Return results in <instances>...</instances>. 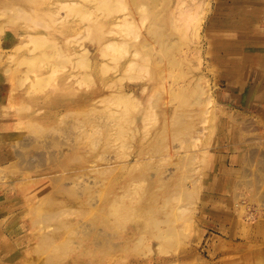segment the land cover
I'll use <instances>...</instances> for the list:
<instances>
[{"label": "rangeland", "instance_id": "rangeland-1", "mask_svg": "<svg viewBox=\"0 0 264 264\" xmlns=\"http://www.w3.org/2000/svg\"><path fill=\"white\" fill-rule=\"evenodd\" d=\"M222 3L0 0V264H264V60L216 58Z\"/></svg>", "mask_w": 264, "mask_h": 264}, {"label": "crops", "instance_id": "crops-1", "mask_svg": "<svg viewBox=\"0 0 264 264\" xmlns=\"http://www.w3.org/2000/svg\"><path fill=\"white\" fill-rule=\"evenodd\" d=\"M220 10L212 14L209 29L216 32V58L219 60H248L251 57L256 60H264V0H222ZM241 5L240 10L238 6ZM232 4V5H231ZM247 49H261L258 52H247ZM238 50V52H236ZM238 54V55H236ZM242 93L248 100L262 102L264 104V78L251 75L242 81ZM262 106H255L258 112H262ZM264 112V110H263ZM253 252H257L256 249ZM253 256V254H252Z\"/></svg>", "mask_w": 264, "mask_h": 264}, {"label": "bare ground", "instance_id": "bare-ground-1", "mask_svg": "<svg viewBox=\"0 0 264 264\" xmlns=\"http://www.w3.org/2000/svg\"><path fill=\"white\" fill-rule=\"evenodd\" d=\"M33 8H34V7H33ZM237 8H239V7H237ZM22 9H23V12H24V9H25V8H22ZM108 9L111 10V8H108ZM107 11H108V10H107ZM25 12H26V11H25ZM178 124H179V123H178ZM180 124H181V123H180ZM245 125H246V124H245ZM248 125H251V124H248ZM252 125H253V124H252ZM245 127H246V126H245ZM252 151H253V153H252V155H253L254 152L257 151V150H252ZM248 152H249V151H248ZM248 152H247V153H248ZM258 152H259V151H258ZM258 152H257V153H258ZM249 155H251V154L249 153ZM249 155H248V157L250 158L251 156H249ZM255 155H256V153H255ZM258 155H259V154H258ZM261 155H262V153H261ZM254 157H255V156H254ZM257 157H258V156H257ZM257 157H256V158H257ZM262 157H263V156H262ZM78 158H79V157H78ZM259 158H260V157H259ZM249 160H252V158L249 159ZM257 161H258V160H257ZM250 162H251V161H250ZM252 162H253V161H252ZM261 162H262V161H261ZM263 163H264V162H263ZM255 165H256V164H255ZM129 169H130V168H129ZM134 170H135V169H134ZM245 171L247 172V170H245ZM255 171H256V170H255ZM259 171H260V169H259ZM262 171H263V170H262ZM130 173H131V172H130ZM253 173L260 174L259 172H253ZM261 173H263V172H261ZM263 174H264V173H263ZM110 176H111V175H110ZM112 176H113V175H112ZM245 176H246V175H245ZM252 176H253V175H252ZM253 177H254V176H253ZM257 177L260 178L258 175H257ZM112 178H113V177H112ZM254 178H255V177H254ZM258 178H257V179H258ZM262 179H264V178L262 177ZM254 180H255V179H254ZM254 180H253V181H254ZM258 180L260 181L261 179H258ZM258 180H256V182H257ZM107 181H108V180H107ZM113 181H114V179H113ZM253 181H251V182H252L251 184H253ZM108 182H109V181H108ZM244 182H245V181H244ZM246 183H247V182H246ZM258 184H259V182H258ZM258 184L256 183V186L252 185V187L254 186L255 188L253 189L254 192H252V196H251V197H252V199H253V195H254V193H255V197H258V199L261 200V198H264V188H263V186L261 187V184H260L259 187H257ZM263 184H264V182H263ZM247 185H249V184H247ZM247 185H246L245 183H243V186L246 187ZM36 186H37V185H36ZM54 190H55V189H54ZM253 190H252V191H253ZM48 191H49V190H48ZM48 193H49V192H48ZM56 194H57V193H56ZM105 195H106V194H105ZM115 197H117V199H118V196H117V195H116ZM119 197H121V195H120ZM255 197H254V198H255ZM50 199H51V197H50ZM258 199L255 198L254 200H258ZM104 200H105V199H104ZM116 201L118 202V200H114V203H115ZM262 201H263V199H262ZM52 202H53V201H51V203H52ZM121 202H122V201H121ZM253 202H254V201H253ZM114 203H112V201H111V205H113V206H111V207L109 206V208H113V210H112V211H113V214H114V212H115V214H118V215H119V213L121 212V209L119 208V206L117 207V205H121L122 203H120V204L117 203V205L114 204ZM260 203H261V202H260ZM106 205H107V204H106ZM263 205H264V203H263ZM121 207H122V206H121ZM109 210H110V209H109ZM109 210H108V211H109ZM56 212H57V211H56ZM49 213H50V212H49ZM51 213H52V212H51ZM47 214H48V213H47ZM55 215H57V214H55ZM55 215H54V214H53V216H52V215H49L50 217H49L48 215H47V216H48V218L52 219L53 217L55 218ZM48 218H46V219L48 220ZM263 220H264V219H263ZM64 228H65V227H64ZM64 228H63V229H64ZM51 229H52V231L57 230L56 228H55V230H53L54 227H52ZM58 230H59V229H58ZM65 230H66V229H65ZM33 238H34V237H33ZM47 238H48V237H47ZM47 238H46V239H47ZM49 239H52V240H53L52 237L49 238ZM61 241H62V240H61ZM53 242H54V241H53ZM47 243H48V241H47ZM61 243H64V242H61ZM61 243H60V245H58V246H61V245H64V244H65V243H64V244H61ZM44 244H45V243H44ZM50 244H51V241H50ZM52 244H53V243H52ZM52 244H51V245H52ZM55 244H56V243H55ZM45 245H46V244H45ZM51 245H50V247H49L50 249H51ZM36 246H37V245H36ZM40 246H41V245H40ZM58 246L55 245V247H57V248H59V249L61 248V250H62L63 252H64V251L67 252V249H68V248H65V245H64V246H61V247H58ZM66 246H67V245H66ZM52 247H54V246H52ZM40 248H41V247H40ZM70 248H71V247H70ZM33 249H34V248H33ZM35 249H36V248H35ZM37 249H38V248H37ZM59 249H58V250H59ZM38 250H39V249H38ZM58 250H57V251H58ZM32 251H33V250H32ZM39 251H40V250H39ZM42 251L47 252V251H46V248H45L44 250H42ZM42 251H41V252H42ZM69 251H71V250H69ZM45 252H44V253H45ZM58 252H59V251H58ZM63 252H61V254H62ZM7 253H8V252H7ZM33 253H35V250H34ZM37 253H38V252H37ZM37 253H36V255H37ZM48 253H49V252H48ZM59 253H60V252H59ZM40 255H42L41 257H43V255H45V254H40ZM47 255H48V259L46 258V260H48V262H49V254H47ZM53 255H55V254H53ZM53 255H52V256H53ZM45 256H46V255H45ZM57 256H58V255H57ZM7 257H8V256H7ZM50 258H51V255H50ZM51 259H52V258H51ZM59 259H62V258H59ZM66 259H67V258H66ZM52 260H53V259H52ZM52 260H51V262H52ZM42 261H44V259H43ZM30 262H32V261H30ZM37 262H38V261H37ZM37 262H36V264H37ZM46 262H47V261H46ZM48 262H47V263H48ZM51 262H49L48 264H51ZM32 263H33V262H32ZM32 263H31V264H32ZM44 263H45V262H44ZM28 264H30V263H28ZM56 264H57V263H56Z\"/></svg>", "mask_w": 264, "mask_h": 264}]
</instances>
